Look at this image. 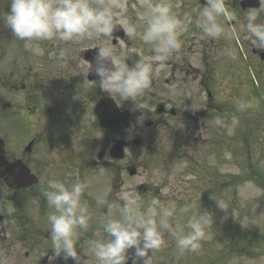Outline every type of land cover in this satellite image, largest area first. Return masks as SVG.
<instances>
[{
  "label": "flooded vegetation",
  "instance_id": "obj_1",
  "mask_svg": "<svg viewBox=\"0 0 264 264\" xmlns=\"http://www.w3.org/2000/svg\"><path fill=\"white\" fill-rule=\"evenodd\" d=\"M171 6L182 20L184 5ZM126 9L133 23L144 26L138 16L143 11L141 6L126 5ZM9 11L8 0H0V15ZM188 16L192 22L186 30L199 29L193 23L194 13L189 11ZM179 39L180 49L163 68L154 66L158 70L150 88L136 98L140 110L131 100L118 106V101L101 90L100 77L90 71L87 74L84 59L97 65L95 39L44 41L41 47L45 54L35 56L0 21V261L79 264L84 259L77 246V261L65 259L63 254L50 259L54 252L47 217L53 209L43 195L50 179L72 183L78 178L86 183L82 202L93 220L119 200L121 188L142 196L159 194L160 188L145 182L123 185L121 175L125 170L130 176L140 174L141 163L129 160L150 155L172 173L178 170L176 160L181 158L217 156L225 161L227 150L230 158L232 138L227 127L216 124V117L223 118L227 125L231 63L224 55H212L213 51H225L224 40L221 37L214 43L204 35L198 38L197 34L183 32ZM107 40L121 59L126 58L129 67L133 63L127 57L139 60V56L153 55L151 45L139 35L129 38L119 26ZM103 98L112 110L129 112L128 124L100 123L95 106ZM118 139L124 143L122 158L112 153ZM131 167L133 173H129ZM173 175L176 177L178 171ZM166 187L164 196L170 201L181 199L183 193L175 181L171 185L166 182ZM9 207L14 209L12 213L7 211ZM108 214L115 216L112 206Z\"/></svg>",
  "mask_w": 264,
  "mask_h": 264
},
{
  "label": "clouds",
  "instance_id": "obj_2",
  "mask_svg": "<svg viewBox=\"0 0 264 264\" xmlns=\"http://www.w3.org/2000/svg\"><path fill=\"white\" fill-rule=\"evenodd\" d=\"M8 4L10 11L0 15V21L24 42V49L35 56L45 54L41 47L44 41L95 39L94 49L98 52L94 71L100 77L101 90L118 101V106L131 100L140 110L136 98L144 96L158 68H163L169 57L180 49L179 37L192 22L187 15L184 20L177 18L168 0H142L143 11L138 13L139 21L144 24L142 33L137 32V23L127 17L125 0H8ZM261 11H264V0H260L258 9L245 12L246 23L240 24V28L253 47L264 51V22H258ZM230 16L225 0H206L196 23L205 37L218 39L229 34L220 18ZM117 26L129 38L139 35L145 44L152 46L153 55L139 56L135 66L129 67L126 58L121 59L107 40ZM226 54L233 55L230 51ZM63 56L61 51L60 57ZM105 61H110L111 67L106 66ZM84 63L88 74L93 65L85 59ZM236 107L237 111L243 112L251 104L241 100ZM137 122H142V117ZM238 123L235 116L231 125H226L220 117L216 118V124L227 127L229 134ZM87 187L78 178L72 183L57 179L47 181L43 195L53 209L47 217L54 252L50 259L63 254L65 259L74 258L77 261V240L81 231L88 230L92 218L87 204L82 202ZM120 199L123 205L120 206L119 217L110 214L101 222V230L108 239L88 241V254L95 264H127L129 250L133 248L135 258L132 264H139L141 260L143 264H151L149 251L154 253L165 244V232L175 239L180 254L198 252L201 241L208 238L206 229L213 223L212 214L207 210L201 211V208L194 211V204L179 209L181 214L188 216L186 223L173 224L177 210L165 207L158 199H152L144 211H141L138 196L122 192ZM219 207L224 209L220 204ZM7 211L12 213L14 209L9 207ZM0 264L4 262L0 261Z\"/></svg>",
  "mask_w": 264,
  "mask_h": 264
},
{
  "label": "rangeland",
  "instance_id": "obj_3",
  "mask_svg": "<svg viewBox=\"0 0 264 264\" xmlns=\"http://www.w3.org/2000/svg\"><path fill=\"white\" fill-rule=\"evenodd\" d=\"M238 1L225 0L226 8L231 16L220 18L229 33L222 36L226 52L230 51L233 55H228L225 51L212 52L213 56L228 57L231 63L228 69L232 73L226 90L230 99L226 121L227 125H231L232 117L235 116L239 123L231 134L228 131V136H233V142H231L233 150L230 158H228V150L225 152V161L218 160L217 156H209L201 160L199 156L198 160L181 158L176 160L178 170L169 173L157 164L158 160L154 157L141 155L136 160H129L136 165L141 163L140 174L130 176L125 170V173L121 175L124 178V186L145 182L160 188L159 194L147 196L138 195L133 190L124 191L121 188L120 194L129 192L139 197L141 211H144L155 198L165 207L177 210L172 219L173 224L187 222L188 216L181 214L179 209L188 204L195 205L194 211H199L201 208V211L207 210L212 214L213 223H210L206 229L208 238L201 241L198 252L180 254L176 248L175 239L165 232V244L154 253L149 251L151 264H264V191H257L264 190V60L251 52L252 45L245 39V33L240 28V24L246 23L245 12L258 9L260 6L241 10ZM168 3L184 5L182 20L186 15L188 16L189 11H192L195 16L193 23L199 27L196 18L199 10L206 6V0H168ZM125 4L137 8L142 5V0H125ZM186 8L189 9L186 10ZM258 22H264V11L260 12ZM137 29L142 33L144 26H139ZM183 33H194L198 35V38L203 35L200 27L197 30L183 31ZM219 39H214V43L220 42ZM241 100L250 102L251 107L243 112L237 111L236 105ZM239 134L244 145L242 152H240L239 144H235L237 140L234 137L240 138ZM187 165L188 168L182 171V168ZM190 166L192 168H189ZM175 171H178L176 177L173 175ZM228 178L231 180L230 184H223L222 180ZM173 181L178 184L183 193L178 201H170L162 191L167 189L166 182L171 185ZM218 203L225 210L221 209ZM122 205L123 201L119 195L118 202L113 205L116 217H119ZM109 211V207L102 211L97 216L98 221L102 222ZM100 238L108 239V236L101 229L95 228L88 236L79 237L76 245H79L83 253L88 254V241ZM134 254L135 249H130L127 264H132ZM80 264H95V261L92 257L90 259L88 257ZM139 264H143V261L141 260Z\"/></svg>",
  "mask_w": 264,
  "mask_h": 264
},
{
  "label": "water",
  "instance_id": "obj_4",
  "mask_svg": "<svg viewBox=\"0 0 264 264\" xmlns=\"http://www.w3.org/2000/svg\"><path fill=\"white\" fill-rule=\"evenodd\" d=\"M259 3H260L259 0H240L239 1V4L243 8H245V7H256L259 5ZM252 50L254 52H259L260 57L264 58V51H259L260 49H257L255 47H253ZM107 106H109V105H106V100H102V101H100V103L95 108L101 123L106 124L107 122L111 123L113 121H118V120L123 121L124 120V117L121 114L118 115V112L112 111ZM122 145H123L122 140H119V142H117L114 145L113 153L115 155H118L120 157L123 155Z\"/></svg>",
  "mask_w": 264,
  "mask_h": 264
}]
</instances>
